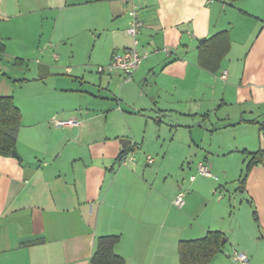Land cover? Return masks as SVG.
Here are the masks:
<instances>
[{"label":"crops","instance_id":"1","mask_svg":"<svg viewBox=\"0 0 264 264\" xmlns=\"http://www.w3.org/2000/svg\"><path fill=\"white\" fill-rule=\"evenodd\" d=\"M134 3L144 22L137 47L148 53L129 79L100 73L134 45ZM66 40L93 43L89 62L101 75L93 90L62 83L74 69L49 51ZM42 53L37 74L22 75ZM24 84L32 89L16 93ZM0 95L21 111L19 156H0V264H96L108 235L119 236L124 264H180V240L210 230L225 240L210 264H242L234 250L264 264V0H0ZM67 119L78 124H55ZM167 126L182 130L178 140L200 139L195 128L215 136L213 162L201 154L199 164L225 180L235 174V194L218 193L211 171L193 174V192L176 206L182 186L171 188L168 175L159 185L166 156L153 166L152 156L131 157L148 131L159 140ZM238 153L239 165L216 167ZM203 200L216 210L201 216Z\"/></svg>","mask_w":264,"mask_h":264},{"label":"rangeland","instance_id":"2","mask_svg":"<svg viewBox=\"0 0 264 264\" xmlns=\"http://www.w3.org/2000/svg\"><path fill=\"white\" fill-rule=\"evenodd\" d=\"M79 38L82 41H85V38L87 37H85V33L81 32L79 33L76 39L78 40ZM82 41L74 42V45H71V40H66L62 45L54 47L53 49L51 48L49 52H56L60 57H62L61 60L63 64H70L74 69V72L71 75H67L64 79L61 80L62 83L65 84V87H67L68 89H75L81 87V85L84 84L85 89H89L90 91L94 88L92 85L95 79L94 76H97V79H99L101 75L97 72L96 66L91 65L89 62L90 55L92 54L93 43L91 41L88 43ZM45 54L46 53H42L41 55H38V57H34L33 60H29L30 67L29 69L25 70V73H23L22 75H26V77L30 78L34 77V75L37 74V67L35 66V61L37 58H39V60L42 59V61H44ZM23 69L24 68H19L18 71H22ZM77 76H83L85 77V80L80 77L77 78ZM31 89V85H19L18 87H16V93L25 92ZM71 92V90L67 91L68 94H71ZM68 96L71 98L74 95ZM136 125H138V123H136ZM175 129L177 128H172L170 126L165 127V129L162 130L160 134L159 140H156V134H154L155 132L148 131L147 134L149 135V141L147 142V146L135 148V150L131 153V157L133 156L136 159L138 158L140 162L145 164L147 157L152 156L156 160L153 164H150L153 166L154 164L160 162L162 155H165V168L160 174L159 185L164 180L165 175H168L167 182L170 184L169 186L171 188L175 186H182L181 189H178L179 191H183L185 192V194H191L193 192L191 190V184H193L194 181L191 180V176L194 174L196 175L197 179L198 176H202L198 169L200 155H205L209 158L210 162H213V151L211 149L215 148V136H213L211 133H208L203 130L201 131L198 128H195L194 133H197L202 137L200 139H197L195 142L187 139L183 141V138L181 140H178L179 134L182 130ZM140 132L144 133L143 127ZM153 134L155 137L152 138ZM174 135H176V138L173 140L170 139ZM213 138L214 142L212 141ZM181 154H190L191 156L187 160H182ZM195 154L197 156H195ZM232 158H236L233 160L232 164L237 165L238 163L239 165V161L245 159V156L241 153H238L237 155H232L228 159H223V157H220L216 161V167L218 169L223 167L225 161L229 160L230 162V159ZM210 162H206L208 169L217 176V178L209 177L212 178L210 179V182L211 184L214 182L215 188L218 189V193L221 191V189L228 188L229 192L235 194V188L238 185L236 178L237 176H235V174H232L231 178L227 180L223 179V177H221L218 171L210 167ZM220 184L225 186V188L220 187ZM229 192L227 197H229V195H232ZM205 203L208 204V201L203 200L202 202L197 204L198 209H200L201 216H204L205 214H210V212L216 210L215 204L209 203L208 207L206 208Z\"/></svg>","mask_w":264,"mask_h":264},{"label":"trees","instance_id":"3","mask_svg":"<svg viewBox=\"0 0 264 264\" xmlns=\"http://www.w3.org/2000/svg\"><path fill=\"white\" fill-rule=\"evenodd\" d=\"M92 0H68L70 3ZM234 2L236 0H229ZM21 124V111L13 96L0 95V156L12 155L15 150L18 130ZM128 154L124 151L119 160ZM255 161V158H254ZM245 178L240 180L244 185ZM224 234L218 230H210L204 236L194 239H182L179 242L180 264H210L212 259L222 251ZM118 235L99 238L97 248L92 256L96 264H124V259L114 251Z\"/></svg>","mask_w":264,"mask_h":264},{"label":"built area","instance_id":"4","mask_svg":"<svg viewBox=\"0 0 264 264\" xmlns=\"http://www.w3.org/2000/svg\"><path fill=\"white\" fill-rule=\"evenodd\" d=\"M143 25L144 22L139 15L137 5L134 3L131 10V19L127 28V32L134 37V45L122 51L116 52L108 64L99 66L98 71L100 73L120 70L129 79L133 72L139 68L142 60L148 53L146 51L141 52L137 47L139 43L137 36ZM165 50L168 52L167 49ZM222 77H226V71H224ZM55 124L58 126H69L78 124V121L76 119L57 120ZM147 160L148 162H153V158L151 156H148ZM198 169L201 174H211L208 166L204 163H200ZM191 178H194V176ZM173 203L178 207H182L185 204V192L180 191L174 198ZM231 259L234 261H240L242 264L249 263V256L244 251L234 250L231 254Z\"/></svg>","mask_w":264,"mask_h":264},{"label":"water","instance_id":"5","mask_svg":"<svg viewBox=\"0 0 264 264\" xmlns=\"http://www.w3.org/2000/svg\"><path fill=\"white\" fill-rule=\"evenodd\" d=\"M12 154H13L14 156H19V154H18V152H17L16 150H14V151L12 152ZM222 243L224 244V243H225V240H223Z\"/></svg>","mask_w":264,"mask_h":264}]
</instances>
